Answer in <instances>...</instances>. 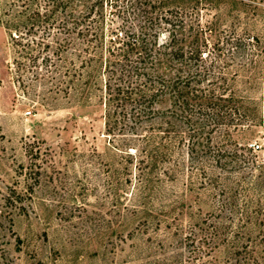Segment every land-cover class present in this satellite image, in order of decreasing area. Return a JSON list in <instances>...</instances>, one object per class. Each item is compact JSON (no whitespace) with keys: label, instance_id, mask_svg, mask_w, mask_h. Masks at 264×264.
Returning a JSON list of instances; mask_svg holds the SVG:
<instances>
[{"label":"rangeland","instance_id":"1","mask_svg":"<svg viewBox=\"0 0 264 264\" xmlns=\"http://www.w3.org/2000/svg\"><path fill=\"white\" fill-rule=\"evenodd\" d=\"M5 1L0 264H226L232 248L264 264V0L167 2L185 6L207 43L201 89L214 86L232 104L225 116L234 123L201 119L194 150L154 123L108 132L100 65L62 75L42 56H22L18 34L29 29L24 42L54 45L59 28L21 26L14 35ZM221 203L234 209L219 211Z\"/></svg>","mask_w":264,"mask_h":264},{"label":"trees","instance_id":"2","mask_svg":"<svg viewBox=\"0 0 264 264\" xmlns=\"http://www.w3.org/2000/svg\"><path fill=\"white\" fill-rule=\"evenodd\" d=\"M168 1L6 0L2 14L10 32L21 26L59 28L53 33L54 45L35 38L24 42L22 33L29 34V29L17 35L21 55L33 61L42 56L47 71L76 75L88 64L100 65L108 132L139 133L154 123L169 138L187 136V146L194 150L201 147V119L213 125L234 123L225 116L232 104L214 86L201 89V54L207 43L201 42V28L193 26L185 6H166ZM211 68H203V78ZM221 205L219 211L234 209ZM215 223L211 228L222 232ZM235 252L230 250L233 257L226 264H249L248 250L242 258Z\"/></svg>","mask_w":264,"mask_h":264}]
</instances>
